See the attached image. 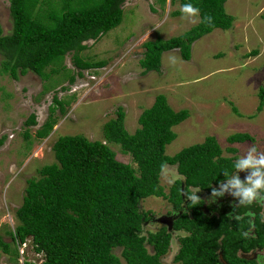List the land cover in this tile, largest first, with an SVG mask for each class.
<instances>
[{"label":"trees","instance_id":"obj_1","mask_svg":"<svg viewBox=\"0 0 264 264\" xmlns=\"http://www.w3.org/2000/svg\"><path fill=\"white\" fill-rule=\"evenodd\" d=\"M124 1L9 0L12 28L3 35L0 27V75L17 80L31 72L45 82L60 69L65 70L62 62L68 53H72L79 77L83 71L103 68L105 61H84L80 53L87 48L85 42L98 40L120 24ZM226 1L180 0L181 6L191 3L200 9L198 23L182 35L144 43V55L139 61L142 73L160 72L162 55L170 50L177 49L181 58L188 61L195 41L216 29L229 30L234 17L225 11ZM206 15L212 17L211 24L204 22ZM64 76L69 83L76 79L67 72ZM257 97L260 112L264 107V88H259ZM69 100L54 96L48 118L36 131L37 139L51 133L56 125L55 110L64 114ZM233 111L238 113L236 108ZM188 116L186 109L175 111L166 96L159 94L141 112L139 127L133 133L125 129V112L118 107L115 118L103 125L105 143L81 135L56 139L52 146L55 161L41 167L37 178L26 181L22 204L16 211L19 225L9 234L11 241L22 246L30 238L33 250L43 256V264H123L121 259L125 264H164L161 258L170 249L172 232L182 230L188 234L180 239L176 262L221 264L215 253L221 249L226 262L239 264L228 260L227 255L240 246L247 250L264 245V221L260 214L253 219L247 215L243 220L216 219L201 212L202 202H186L191 189L210 194L225 180V169L229 173L235 171L234 160L222 157L213 136L173 156L165 154L166 146L176 138L173 127ZM24 124L35 126V115H30ZM24 135L25 139L30 138L27 132ZM251 140L247 133L227 138L231 144ZM108 143L119 145L123 154L131 156L135 167L118 161ZM162 164L176 166L180 176L167 194L160 185ZM148 197H163L175 211H181L172 231L161 227L145 234L144 226L151 217L139 205ZM248 207L239 206L238 210L246 212ZM250 227L255 236L252 245L247 246L241 231ZM114 249L121 250V258L113 253ZM0 250L10 252L1 236Z\"/></svg>","mask_w":264,"mask_h":264},{"label":"rangeland","instance_id":"obj_2","mask_svg":"<svg viewBox=\"0 0 264 264\" xmlns=\"http://www.w3.org/2000/svg\"><path fill=\"white\" fill-rule=\"evenodd\" d=\"M122 10L120 24L98 40L85 42L87 48L80 53L84 61H105L103 68L83 71L79 77L72 53H68L62 62L65 70L60 69L45 82L31 72L17 80L0 75V236L10 251L5 254L0 250V264H42L43 256L33 250L30 238L19 246L9 235L19 225L16 211L22 204L26 181L37 178L41 167L55 161L52 146L59 137L81 135L105 143L103 125L115 118L118 107L125 112L129 133L139 127V115L159 94L166 96L175 111L186 109L188 118L173 127L176 138L166 146L168 156L208 136L217 140L222 157L234 162L252 145L264 152V107L257 111V93L264 88V0H227L225 11L234 17L231 29H216L195 41L188 61L177 49L163 53L160 72L146 74L139 65L144 43L182 35L198 23L199 17L195 23L185 18L180 0H125ZM0 27L3 35L11 31L9 0H0ZM53 67L47 68V73ZM66 72L76 77L73 83L64 76ZM54 96L61 101L70 99V103L64 114L55 110L53 130L46 138L37 139L36 131L48 118ZM32 114L37 124L26 127L24 123ZM25 132L29 139H25ZM236 133H247L252 140L228 143L227 138ZM107 145L118 161L135 167L119 145ZM178 178L176 166L161 172L160 185L166 194ZM139 207L152 219L171 211V204L163 197H148ZM261 209L264 219V207ZM160 228L154 221L145 224L144 232ZM177 237L172 239L175 252ZM147 249L152 252L150 246ZM113 253L121 258L120 249ZM173 257L171 249L161 261L176 264Z\"/></svg>","mask_w":264,"mask_h":264},{"label":"clouds","instance_id":"obj_3","mask_svg":"<svg viewBox=\"0 0 264 264\" xmlns=\"http://www.w3.org/2000/svg\"><path fill=\"white\" fill-rule=\"evenodd\" d=\"M181 12L190 22L195 23L199 17L200 9L191 3H186L181 6ZM204 22L211 24L212 17L206 15ZM233 167L235 170L233 173H229L227 169L224 170L225 180L221 181L217 188L212 189L209 202L214 203L216 198H222L228 194L238 200V206L247 207L256 203L264 207V152L258 151L257 147L252 145L237 158ZM161 170L162 173L166 172L167 164H162ZM240 172L248 173L243 181L240 179ZM197 192L199 190L188 196L193 204L201 203ZM240 218L236 217V219Z\"/></svg>","mask_w":264,"mask_h":264},{"label":"flooded vegetation","instance_id":"obj_4","mask_svg":"<svg viewBox=\"0 0 264 264\" xmlns=\"http://www.w3.org/2000/svg\"><path fill=\"white\" fill-rule=\"evenodd\" d=\"M196 190L194 189H191V194L193 192H195ZM190 194V195H191ZM197 196L200 197L201 199V202H202V205L203 207L200 209L201 212L203 214H205L206 216L208 217H212V218H216V219H228L229 221H233V220H236V217L239 216L241 217L240 219L243 220L244 216L247 215L248 217H250V219H253L257 214H260L261 215V220L264 221L263 219V216H262V213H261V207L259 204H252L250 206L252 207H248L246 209V212L243 211L242 213L239 212L238 208V200L234 197H232L231 195L228 196V194H225V199H228V201L225 203H223V199H219V198H216V201L214 203L212 202H209L210 201V196H211V193H206V192H197ZM228 197V198H227ZM183 199H184V195H183ZM221 200V202H220ZM190 201L189 199L186 200V202ZM260 207V210L257 211L256 210V207ZM179 213L181 214V211H179ZM178 213V211H175L171 205V211L169 213H166L165 215L163 216H166V217H171L173 218V223L174 221H176L178 215H180ZM249 213H251V215H249ZM159 218L157 219H150V221L146 224H149L150 222H154V221H158ZM173 223H172V228H173ZM161 227H166L165 225H162L160 224ZM167 228V227H166ZM168 230V228H167ZM172 231V229L170 230ZM168 231V232H170ZM241 233L243 234L242 236V239L244 240V244L245 242L247 243V246H250L252 245L251 243V239L255 236V232L253 230L252 227L246 229V230H243L241 231ZM179 234H182V235H179ZM188 233L187 232H184L182 230L180 231H173L172 232V238H171V243H170V249H173V252H174V257H173V262L176 263V264H181L179 262H176L175 261V257L177 256L178 252H179V249H180V239L187 235ZM176 236L178 235L177 237V245L178 247L176 252H175V247H173V244H172V239H173V236ZM224 238L223 236L220 237V239ZM168 251V252H169ZM215 253L217 254L218 256V259L220 261L221 264H230L228 262L225 261L224 257H223V252L221 249H219L218 251L215 250ZM228 256V260L232 261V262H238L239 264H264V245L262 246H255V247H250V248H247V250H245L242 246L240 247H237L235 250H233L232 252H230Z\"/></svg>","mask_w":264,"mask_h":264},{"label":"water","instance_id":"obj_5","mask_svg":"<svg viewBox=\"0 0 264 264\" xmlns=\"http://www.w3.org/2000/svg\"><path fill=\"white\" fill-rule=\"evenodd\" d=\"M247 174H248L247 172H240L239 173L240 179L243 181ZM181 187L183 189V185H181ZM173 220L174 219L171 217L162 216L158 219V222L162 225H165L168 228V231H170L172 229Z\"/></svg>","mask_w":264,"mask_h":264},{"label":"built area","instance_id":"obj_6","mask_svg":"<svg viewBox=\"0 0 264 264\" xmlns=\"http://www.w3.org/2000/svg\"><path fill=\"white\" fill-rule=\"evenodd\" d=\"M43 264V263H42Z\"/></svg>","mask_w":264,"mask_h":264},{"label":"crops","instance_id":"obj_7","mask_svg":"<svg viewBox=\"0 0 264 264\" xmlns=\"http://www.w3.org/2000/svg\"><path fill=\"white\" fill-rule=\"evenodd\" d=\"M231 29V28H230Z\"/></svg>","mask_w":264,"mask_h":264}]
</instances>
